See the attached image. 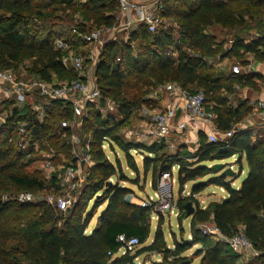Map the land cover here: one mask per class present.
Masks as SVG:
<instances>
[{"label":"trees","instance_id":"obj_1","mask_svg":"<svg viewBox=\"0 0 264 264\" xmlns=\"http://www.w3.org/2000/svg\"><path fill=\"white\" fill-rule=\"evenodd\" d=\"M74 2L0 0V67L16 69L19 63L32 60L27 69L39 79L73 78L74 72L62 64V53L53 46L54 39L60 36L52 31L40 36L34 22L59 17L57 12L71 9ZM80 4L82 19L86 21L79 24L82 29L111 27L115 23L116 2L84 0ZM162 14L176 22V29L160 28L149 33L139 27L131 31L128 41L104 46L96 67L97 85L101 91L99 105L113 102L121 120H125L134 108L149 102L142 99L136 89L128 93L129 78L148 75L155 78L158 85L175 82L189 92L203 90L206 107L215 112L219 130L224 131L242 121L251 107L240 99L234 107L221 91L232 89L224 82L244 84L251 75L224 77L214 71L210 60L217 56L221 60L229 55L246 54L264 63V38L247 41L261 31L264 1L164 0ZM214 24L233 30L231 38L218 41L208 32ZM230 41L231 47L227 50ZM239 61L242 65L247 62L246 59ZM4 110L8 118L0 127V194L9 189L8 184L16 190L31 192L49 189L55 185L56 176L47 182L41 170L27 171L26 167L32 161L28 156L38 149H47L51 142L56 148L60 144L57 151H64L65 156L70 157L65 143L70 131L61 130L60 121L72 117V108L51 101L44 107L42 120L29 103L17 105L12 99H4L0 101V112ZM108 114L103 115L94 105H88L82 130L92 139L90 152L94 163L87 169L78 200L66 209L65 217L58 216L54 206L39 203L36 205L38 211L23 222L22 214L31 205L0 199V264H22L21 258L28 264H144L138 263L136 258L151 252L161 256L162 264H181L192 262L183 253L194 245H197L193 253L199 257L198 264H250L244 263L226 243L203 234L196 227L197 223L208 221L225 235H232L241 227L261 252L257 259L259 264H264V138L252 142L253 132L240 129L225 145L208 142L205 134L199 132L198 147L194 151L183 146L174 153H167L163 151L168 147L163 140H155L149 146L143 142L125 143L117 131L120 122ZM19 126H23L24 133L18 132ZM105 142L110 149L117 147L124 152L126 164L136 176L139 168L131 150L141 154L143 172H150V185L154 190L161 174H171L174 166L177 167L179 185L193 182L190 194L175 201L179 221L185 217L184 206L188 201L195 207L189 223L190 239L173 238L172 246H168L160 222L152 229L151 217L161 213H155L152 205L142 206L127 198L131 189L121 185L127 177L120 161L115 159L113 162L107 156L102 148ZM233 155H237V174L223 175V165L218 171L212 168L214 161ZM243 157L248 170L240 185L235 187L232 183L242 171ZM205 176L207 178L203 179ZM209 184L222 187L226 197L212 201L202 209L193 194ZM91 200L92 208L102 204L105 207L98 215L97 224L88 231L89 219L84 214ZM121 235L136 237L140 247L120 254L122 243L118 237ZM10 239L18 240V243L7 248L6 240Z\"/></svg>","mask_w":264,"mask_h":264},{"label":"built area","instance_id":"obj_2","mask_svg":"<svg viewBox=\"0 0 264 264\" xmlns=\"http://www.w3.org/2000/svg\"><path fill=\"white\" fill-rule=\"evenodd\" d=\"M111 1L116 2L117 5L113 26L82 29L79 26L82 22L80 21L69 29L72 38L57 37L53 41L54 48L62 53V64L74 72L75 76L73 78L57 82L45 81L39 78L21 80L14 76L13 70L0 72V95L2 96L0 101L12 99L17 105L29 103L41 120L45 105L51 101H59L70 105L72 108V117L60 121V129L70 131L71 162L58 171L52 166V155L50 153L43 154V169L46 171L44 174L45 180L49 182L53 176H56L55 185L50 187V190H45L44 200L63 212L74 202L73 195L84 185L88 174L87 169L94 163L90 152L91 137L88 135L83 140L78 132L82 129L88 105H94L102 114L116 111V105L111 101H106L103 106L98 103L101 98V91L97 85L96 67L104 46L117 41H128L131 31L139 27H144L149 33H155L160 28L171 27L168 23L169 19L162 14L164 0ZM258 37L264 38V23L261 31L248 38L247 41ZM77 42L86 45L87 49L84 52L76 51L74 46ZM231 43L230 41L226 45L227 50L230 49ZM253 70L254 65L251 60H248L244 65L236 62L231 66L234 75H242ZM262 88V96L256 98L252 103L260 120L259 130L257 129L253 134L254 140L264 138V75ZM160 95L173 98L175 101L165 105L163 109H158L150 103V100L156 99ZM145 100L149 102H142L133 111L137 112L142 118L146 127L144 129L146 134L154 140H163L169 148H174V144L170 140L172 132H177L180 140H183L184 131H186L189 124L195 122L208 125V130L205 131L208 142H222L225 145L229 144L234 133L242 129L240 124L234 123L230 128L222 131V137L219 138V131L215 124L216 114L211 109H207L206 94L201 89L189 92L175 82H165L159 84L153 93L147 95ZM179 110L184 113L186 118L174 125L173 120ZM7 118V111H1L0 127L5 124ZM18 132L20 134L24 133L23 126H19ZM22 146L24 145L22 144ZM173 182L174 178L171 177V174L162 173L154 197L149 196L142 200L140 204L142 206L152 205L155 213H163L167 210L170 212L176 211L171 193ZM57 191H63L64 193L56 194ZM199 228L203 234L226 243L235 253L241 256L244 263L257 262L258 257L261 255V252L253 246L241 227L232 235L223 234L211 221L202 223ZM118 240L122 243L119 248L120 254L133 252L139 244L136 237L126 238L121 235Z\"/></svg>","mask_w":264,"mask_h":264},{"label":"rangeland","instance_id":"obj_3","mask_svg":"<svg viewBox=\"0 0 264 264\" xmlns=\"http://www.w3.org/2000/svg\"><path fill=\"white\" fill-rule=\"evenodd\" d=\"M84 2V0H75L73 7L71 9H68L66 11L62 12H57L56 15H59V17L56 18H47L39 22H34L37 27V33L42 36L45 35L47 31H52V33H55L56 36L60 37H66V38H72L69 33V29L72 25L79 23L80 21H83L82 19V10H81V4ZM86 22V21H83ZM90 21L87 23L89 25ZM168 23L171 27L176 29L177 25L176 22H174L172 19L168 20ZM208 32L212 33L216 36L218 41H227L228 39L231 38L232 34L234 33L233 30H228V29H223L217 24L212 25L210 28H208ZM258 33H254L256 35ZM253 35V36H254ZM74 49L76 51H81L84 52L85 49H87V46L84 44H80L77 42L74 46ZM172 55H175V53H172ZM247 56L246 54H240L239 56H234V55H229L227 58H223L221 60L217 58L211 59L210 63L213 65L214 71L216 73L221 74L224 77H230L232 76V71H231V66L235 64L236 62H240L239 60L245 59ZM31 61L32 60H25L17 66V68L12 69L13 67L5 68V66L0 67V72H4L7 70H13V74L17 79L21 80H29V79H36L37 76H35L33 73L29 72L27 68L31 67ZM5 65V64H4ZM65 78L62 77H53L52 81L57 82L61 81ZM141 83L139 85V83ZM225 85H233L234 82L232 81H226L224 82ZM158 86V82L155 80L153 77H149L148 75L145 76H136V77H131L128 80V88L127 91L128 93L135 92V89L137 90V93L141 95L142 99H145L149 93H153ZM194 88V87H192ZM221 93L224 96H227L230 103L235 107L238 104V100H242L245 97V94L248 96V93H243L242 90H237V89H231L229 91H221ZM161 96V95H160ZM158 96V98H161ZM0 99H2V96L0 95ZM153 102V101H152ZM157 103V102H156ZM251 109L249 113L245 115L244 118H247L251 114ZM108 113H105L103 115H106ZM110 117H113L115 120L120 122L119 128L117 129L118 133L120 134V137L122 141L125 143L128 142H143L145 145H151L155 140L152 139L148 134H146L145 130L146 127L144 125V122L142 118L138 115L137 112L133 111L130 113V115L125 119L121 120L122 116L117 112V111H111L108 114ZM59 124V121H57V125ZM81 139H85L88 137V133H85L84 130L78 131ZM64 138V137H63ZM173 143L175 145H179V141L177 137L173 134L172 135ZM140 140V141H139ZM62 141V140H61ZM61 143V142H60ZM65 143L69 147V154L70 157L67 158L65 156L64 151L58 150L60 149V144L56 148V145H53L51 142L47 145V149H38L36 150L35 153L29 155L28 157H32V161L28 166L26 167L27 171H33V170H41L43 175L45 174L46 171L43 169V161H44V155L45 153H50L52 155L51 160H52V166L56 170H62V167L65 166L66 164L71 162V140L70 138H67ZM63 143H61L62 146ZM64 145V144H63ZM164 148L163 151H166L167 153H174L176 151V148ZM36 148V147H35ZM102 148L105 150L107 156L109 159L113 162H115V159H118L121 163L122 166V171L124 175H126L127 179L123 180L121 182L122 186L128 187L131 189V192L127 194V198L130 199L132 202L135 203H141L140 200L143 198H146L147 195H152L153 194V189L150 185V172H143V167H142V155L137 153L135 150H131V153L136 161V164L138 165L139 168V174L136 176V174L127 166L126 160H125V154L123 151H121L117 147H113L110 149L108 147L107 142H105L102 146ZM27 157V158H28ZM233 158H225L223 160H220L219 163H223V169L226 167L232 168L234 171V175L239 172L238 170V165L234 163ZM216 162V161H214ZM233 163V166H232ZM210 165V163H208ZM242 167L243 171L242 173L235 179L237 180V184L240 185L241 181L245 178L246 173H247V164L245 161V158L242 159ZM171 177L174 178V182L172 183L171 186V193H172V199L173 202L178 199L177 197V190L179 188L178 181H177V167H172L171 170ZM207 176H205L203 179H206ZM137 179V182L135 183L134 181ZM111 180V179H110ZM115 179H112L114 181ZM234 180V181H235ZM192 182H187L183 185V190H182V196H187L188 192L190 191ZM9 189L5 192H2L0 194V199L2 201H14V202H22V203H29L31 206L28 211L23 212L22 214V220L23 222L27 219H29L34 213L38 211V208L36 207L37 204L39 203H46L47 202L44 200L46 192L44 190L42 191H24V190H16L14 187H12L10 184H8ZM213 186L209 188L211 190ZM50 190V189H49ZM207 190V191H209ZM206 191V190H204ZM215 191L219 194L218 189L216 188ZM59 193H64L63 191H57L56 194ZM163 193H165L163 191ZM80 195V190L77 191L73 197L74 201L76 202L79 198ZM195 198L197 196H194ZM199 202L200 205V200L198 197L196 198ZM49 204V203H48ZM51 205V204H50ZM53 206V205H52ZM105 207V204H102L98 206L97 208H92V200L88 202V205L86 207V213L84 216H88V225H87V230L89 231L94 225L97 224L98 222V215L102 211V209ZM41 211V210H40ZM58 216L65 217V212L63 211H57L56 212ZM177 212H170V211H164L161 213L160 216L158 215H153L151 217V226L152 229L156 227V225L160 222V227L162 231L165 234L166 242L168 246H172V239L176 238L177 240H181L183 238L185 239H190L191 234H190V228H189V223H190V218L189 217H183L181 221L178 220V216L180 214H176ZM202 223H197L196 227H199ZM59 225V223H58ZM151 238V237H150ZM150 238L147 240L148 242L150 241ZM18 243V240H6V247H14ZM197 245H194L192 248L186 250L183 255H186L187 257L190 258L192 261L190 264H197L199 257H195L194 255V250ZM140 246H137L135 249L139 248ZM156 260H161V256L157 255L153 252L151 253H144L136 258V261L138 263H144V264H151V261H156ZM22 264H28V261L21 258ZM259 262L252 261L250 264H258Z\"/></svg>","mask_w":264,"mask_h":264},{"label":"crops","instance_id":"obj_4","mask_svg":"<svg viewBox=\"0 0 264 264\" xmlns=\"http://www.w3.org/2000/svg\"><path fill=\"white\" fill-rule=\"evenodd\" d=\"M246 56L247 57L245 59L247 61L251 60L253 62L254 70L249 72V73H244V74L239 75V76H249V75H251V77L248 80H246V82L244 84L243 83L241 84V83H238V82H234L233 85H232V88L233 89H237V90H242L243 93H248V96L245 94V97L242 100L245 101L251 107V111L252 112H251L249 117L244 118L242 121L237 122V123L241 125L242 129H250L253 132L252 136H251V141L254 142L255 140L253 138V134L257 131V129H258L259 125H260V120L257 117L256 109L254 108L252 103H253V101L256 98L261 97L262 94H263L262 78H263V75H264V63L254 59L251 55H246ZM257 74H259L260 76H256ZM232 75H233V73H232ZM160 97L161 98H156V99L150 100V103H152L158 109H163V108H165V105L171 104V103H173L175 101V99L169 98V97L164 96V95H161ZM185 118H186V116L184 115V113L179 110L176 113V117L173 120V124L176 125L178 122L184 120ZM215 124H216V122H215ZM206 130H208V125L200 123V122H195L193 124H189L187 129H186V131H184V133H183L184 139L183 140H180L179 134L177 132H175V131L172 132V134L170 136V140L173 142L172 135L174 134L177 137V139L180 140L179 141L180 143H179L178 147H177V145H175L173 143L174 144V148L175 147L181 148V147L185 146L188 151L192 152L198 147V133L202 132V133L205 134ZM218 131H219V133H218L219 138H221L222 137V133L221 132L223 130H219L218 129ZM231 158L235 159L234 163H236L237 155H233ZM214 163H219V161L213 162L212 164H214ZM232 166H233V163H232ZM242 171H243V167H242ZM242 171H241V173H242ZM192 184H193V182H192ZM232 184L235 187L239 186L237 184V180H235ZM211 186H213V188L211 190H209V188ZM216 188L218 189L219 194L215 191ZM190 190H191V188H190ZM204 190H206V191H204ZM207 190H209V191H207ZM154 194H155V190L153 189V194L152 195H147V197H149V196L154 197ZM189 194H190V191L188 192V195ZM193 196H197L198 197V199L200 200V208L203 209L210 202L217 201V200L225 198L226 197V192L220 186H215L213 184H209V185L205 186L201 191L193 194ZM146 198L141 199L140 202L142 200L146 199ZM176 212L178 214V210L177 209H176ZM257 262H259V261H257ZM198 263H199V259H198L197 264Z\"/></svg>","mask_w":264,"mask_h":264},{"label":"water","instance_id":"obj_5","mask_svg":"<svg viewBox=\"0 0 264 264\" xmlns=\"http://www.w3.org/2000/svg\"><path fill=\"white\" fill-rule=\"evenodd\" d=\"M223 150H225V148H223ZM223 163H214L212 165V168L215 171H218L222 168ZM222 174L225 176H233L234 175V171L232 170V168L230 167H226L225 169L222 170ZM182 190H183V185L179 186L178 190H177V197L181 198L182 197ZM184 210H185V217H189L193 214L195 207L192 204V202L188 201L185 206H184ZM151 264H162V262L160 260H156V261H152ZM181 264H190V261H184Z\"/></svg>","mask_w":264,"mask_h":264}]
</instances>
